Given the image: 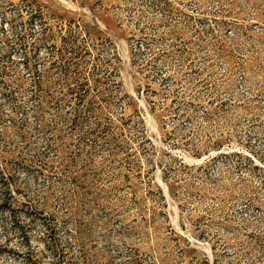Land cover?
I'll use <instances>...</instances> for the list:
<instances>
[{"label":"rangeland","instance_id":"rangeland-1","mask_svg":"<svg viewBox=\"0 0 264 264\" xmlns=\"http://www.w3.org/2000/svg\"><path fill=\"white\" fill-rule=\"evenodd\" d=\"M0 264H264V0H0Z\"/></svg>","mask_w":264,"mask_h":264}]
</instances>
